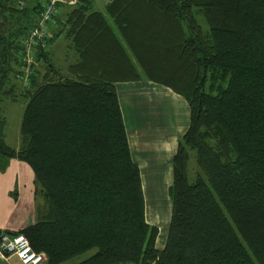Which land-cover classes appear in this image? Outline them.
<instances>
[{"label": "trees", "instance_id": "obj_1", "mask_svg": "<svg viewBox=\"0 0 264 264\" xmlns=\"http://www.w3.org/2000/svg\"><path fill=\"white\" fill-rule=\"evenodd\" d=\"M26 1L0 0V103H25L16 149L0 114V169L27 166L43 207L0 236L22 235L45 264H264V0H110L104 14L77 0L59 31L76 54L64 70L47 32L25 53L47 0ZM143 77L189 112L161 249L114 88Z\"/></svg>", "mask_w": 264, "mask_h": 264}, {"label": "crops", "instance_id": "obj_2", "mask_svg": "<svg viewBox=\"0 0 264 264\" xmlns=\"http://www.w3.org/2000/svg\"><path fill=\"white\" fill-rule=\"evenodd\" d=\"M68 1L70 2L59 7L57 19L49 26L52 33L57 32V57H62V61L57 58V64L64 63L62 65L66 66L76 60L70 41L63 33H59L66 14L73 8L74 1ZM95 3L93 1V10L104 14L105 3ZM114 88L130 157L139 170L144 200H148L150 206L155 207L158 204V210L168 200V188L172 183L171 158L189 122L187 104L165 86L145 79L116 82ZM33 192L32 189L26 194L17 193L12 196L11 207L4 215H0V230L15 231L36 220L43 207V200ZM147 223L155 225L152 222ZM0 264L19 263L13 257L4 256L0 258Z\"/></svg>", "mask_w": 264, "mask_h": 264}, {"label": "rangeland", "instance_id": "obj_3", "mask_svg": "<svg viewBox=\"0 0 264 264\" xmlns=\"http://www.w3.org/2000/svg\"><path fill=\"white\" fill-rule=\"evenodd\" d=\"M42 1V0H40ZM67 2H70L66 0ZM74 3H76L77 0H73ZM96 3L95 4H100L101 3H107L110 0H93ZM31 1L28 0L24 3L25 6H27V3H30ZM67 4V3H65ZM64 5V4H61ZM74 4H72L73 6ZM71 10V9H70ZM70 12V11H69ZM68 12V13H69ZM67 13V14H68ZM57 14V13H56ZM55 14V15H56ZM54 15V16H55ZM53 19L57 18H52L51 22ZM66 19V17H65ZM198 21L204 28V22L202 18L199 16ZM111 23V22H110ZM50 23L46 24L45 27V35L47 32V36L51 38L50 44L47 45V50L51 54L50 59L51 63L55 68H59L60 70H63V68L66 65H62L64 63H59L57 64V58H59L60 61H62V57H57V32L52 33L49 30ZM56 29V28H55ZM33 59V58H32ZM35 67L36 70L38 71L39 77H41L45 69H43L42 66H39V61L35 62ZM66 64V63H65ZM142 79H145L144 77ZM146 80V79H145ZM148 81V80H147ZM16 84V83H15ZM15 94H18L19 92L14 91ZM24 102L20 100L15 101V102H10V101H3L0 103V114L4 118V127H3V141L4 143L13 148L16 149L20 145V134H19V128H20V120L24 108ZM19 163V164H17ZM195 167L194 159L193 156L191 155V158L188 162V168L189 167ZM139 171V170H138ZM193 175V171L191 172ZM140 175V174H139ZM34 188H36L33 184V176L31 174V171L27 166L22 164L21 162H16L14 159H9L6 161L4 164L3 168L0 169V215H4L7 209L11 207L12 204V196L14 194L16 195L17 193H25L32 190L34 191ZM37 189V188H36ZM142 189V186H141ZM169 189V188H168ZM35 193V192H33ZM36 198H38L36 196ZM144 198V197H143ZM166 198V197H165ZM168 200L163 202L162 207L160 206L159 209L157 210L158 204H155V207L153 205H149L148 200H144V216L145 220L147 222H152L155 223V226L157 228V238H156V247H162L164 244L165 236H166V231H167V226H168V221H169V215H170V198L167 195ZM155 200V199H153ZM158 203V201H157ZM149 224V223H148ZM152 225V224H149ZM93 250H90L86 252L84 255L81 257H78L77 260L81 258H85L89 256ZM74 261V260H73ZM70 263V262H68ZM66 263V264H68Z\"/></svg>", "mask_w": 264, "mask_h": 264}, {"label": "built area", "instance_id": "obj_4", "mask_svg": "<svg viewBox=\"0 0 264 264\" xmlns=\"http://www.w3.org/2000/svg\"><path fill=\"white\" fill-rule=\"evenodd\" d=\"M65 2L66 0H47L46 3L41 5L36 25L28 32L24 41V50L27 55L34 46V38L45 36L46 23L57 13V4ZM19 6H21V3H19ZM4 256L15 258L19 264L44 263L43 254L32 251L28 241L22 235L2 234L0 236V258Z\"/></svg>", "mask_w": 264, "mask_h": 264}]
</instances>
